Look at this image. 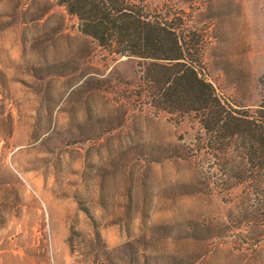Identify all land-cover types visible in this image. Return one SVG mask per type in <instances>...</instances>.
<instances>
[{
    "label": "rangeland",
    "instance_id": "obj_1",
    "mask_svg": "<svg viewBox=\"0 0 264 264\" xmlns=\"http://www.w3.org/2000/svg\"><path fill=\"white\" fill-rule=\"evenodd\" d=\"M133 1L179 14L216 95L263 122L264 0ZM138 70L56 0H0V264H264L259 196L216 181L198 115Z\"/></svg>",
    "mask_w": 264,
    "mask_h": 264
},
{
    "label": "trees",
    "instance_id": "obj_2",
    "mask_svg": "<svg viewBox=\"0 0 264 264\" xmlns=\"http://www.w3.org/2000/svg\"><path fill=\"white\" fill-rule=\"evenodd\" d=\"M56 2L76 16L80 31L99 46L137 60L139 87L153 106L195 112L203 140L212 149L216 181L226 187L247 182L264 206V118L254 122L227 109L204 76L200 39L179 14L133 0ZM230 145L237 149L238 160L228 157Z\"/></svg>",
    "mask_w": 264,
    "mask_h": 264
}]
</instances>
